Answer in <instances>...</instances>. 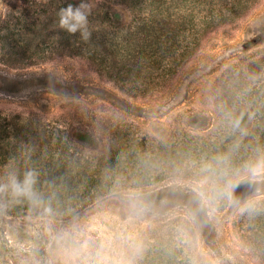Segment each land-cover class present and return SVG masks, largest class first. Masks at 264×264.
Wrapping results in <instances>:
<instances>
[{
	"label": "rangeland",
	"instance_id": "obj_1",
	"mask_svg": "<svg viewBox=\"0 0 264 264\" xmlns=\"http://www.w3.org/2000/svg\"><path fill=\"white\" fill-rule=\"evenodd\" d=\"M49 2L0 0V180L35 171L39 198L0 194V264H262L235 222L264 202V112L248 106L264 88V0L201 28L161 87L157 71L142 76L152 59L115 33H133L131 3L92 0L84 43L49 24ZM107 15L118 25L105 27ZM205 115L209 127L187 124ZM184 131L208 141L229 132V148L254 162L234 175L198 171L171 145ZM228 184L232 200L221 195ZM157 187L175 200L144 208L137 194Z\"/></svg>",
	"mask_w": 264,
	"mask_h": 264
},
{
	"label": "trees",
	"instance_id": "obj_2",
	"mask_svg": "<svg viewBox=\"0 0 264 264\" xmlns=\"http://www.w3.org/2000/svg\"><path fill=\"white\" fill-rule=\"evenodd\" d=\"M34 1V0H30ZM41 1V0H39ZM77 0H50L45 9L46 18L49 24L54 26L57 21V12L61 7L66 6L68 3H74ZM116 0H101L99 6L104 8L107 3H112ZM124 3H131L130 9L135 15V26L132 33V28L126 30L120 29L115 31L119 35H123V45H134L133 55L144 59H152L146 65V60L142 62V76L145 79L153 78L154 71H157L155 84L158 87L162 86V81L172 76L177 69L183 64L186 58L192 55V52L198 47L200 41L201 28H210L213 26L226 24L232 18L240 13L244 8L249 6L256 0H118ZM92 15V14H91ZM108 16V17H107ZM101 21L105 27L112 28L113 25H118L112 17L107 15ZM94 18L89 17V29L93 28ZM49 26L50 29L53 27ZM114 31V30H113ZM111 33V32H110ZM131 33L133 37L127 35ZM142 35V44L137 41L138 36ZM137 38V39H136ZM113 43L116 45V42ZM138 43V44H137ZM140 43V44H139ZM137 46V47H136ZM112 50V47L109 51ZM82 52V48L79 50ZM120 58H125L124 54H120ZM112 59V58H111ZM120 88L128 91L125 86V78L120 75L118 80ZM128 85V84H126ZM130 88L132 87L129 84ZM148 83L145 88L142 85L143 92H147ZM264 93L263 89L252 90L248 98V106L250 111L256 115L264 112V101L260 99L261 94ZM260 99V100H258ZM260 101V103L258 102ZM263 110H261L260 105ZM196 120H193L195 122ZM188 120L187 124L193 130L209 127L210 120L208 116H203L202 119L197 120L192 124ZM263 122V118H262ZM192 124V126H191ZM185 137L179 136V140H174L171 145H178L183 149V154L189 158L193 157L200 164L198 171L210 172L213 175H234L238 171H243L248 165L253 164L254 160L247 156L246 152H235L229 148V140L232 139L229 135L231 133L225 132L219 135L218 138L212 141L200 139L199 137H191L190 133L184 131ZM235 136V135H234ZM188 137V140H186ZM186 138V139H185ZM228 163V164H225ZM229 172L228 174H225ZM164 188H155L156 197L149 196V192L142 191L137 195H141V203L144 204L146 209H157L162 207L167 202L175 200V194L172 196H165L163 193ZM173 192V188L171 189ZM97 194H99L97 190ZM160 195V197H158ZM199 200V198H197ZM189 205L190 209L194 211L195 204ZM246 214L239 215L235 223L240 225V238L247 242L262 261H264V202L256 204L254 209H250ZM194 218L200 220L202 217L195 214ZM197 223V222H196ZM259 239V242H258ZM264 264V262L262 263Z\"/></svg>",
	"mask_w": 264,
	"mask_h": 264
},
{
	"label": "clouds",
	"instance_id": "obj_3",
	"mask_svg": "<svg viewBox=\"0 0 264 264\" xmlns=\"http://www.w3.org/2000/svg\"><path fill=\"white\" fill-rule=\"evenodd\" d=\"M92 0H79L78 3H68L57 12V25L71 36H79L80 41L88 43L91 40L92 32L89 29V17L93 9ZM260 167H264L261 162ZM37 173L29 170L19 177L16 173L7 174L0 180V194H9L13 198H26L33 202H39L38 194L34 190L37 183ZM231 184L221 190V195L232 200Z\"/></svg>",
	"mask_w": 264,
	"mask_h": 264
}]
</instances>
